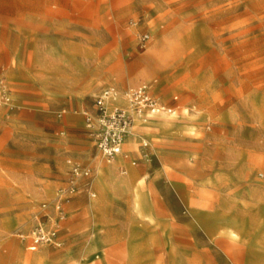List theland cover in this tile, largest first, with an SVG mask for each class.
I'll use <instances>...</instances> for the list:
<instances>
[{
  "label": "rangeland",
  "instance_id": "obj_1",
  "mask_svg": "<svg viewBox=\"0 0 264 264\" xmlns=\"http://www.w3.org/2000/svg\"><path fill=\"white\" fill-rule=\"evenodd\" d=\"M0 77V264H264V0H0ZM142 83L155 154L123 174L80 106ZM59 191L63 243L33 248Z\"/></svg>",
  "mask_w": 264,
  "mask_h": 264
},
{
  "label": "built area",
  "instance_id": "obj_2",
  "mask_svg": "<svg viewBox=\"0 0 264 264\" xmlns=\"http://www.w3.org/2000/svg\"><path fill=\"white\" fill-rule=\"evenodd\" d=\"M148 37L149 34L145 33L142 39L146 40ZM146 42L142 41V43ZM11 95L6 81L0 77V105L11 103ZM161 108L164 109L148 83L125 90L109 85L103 87L94 96L91 106L84 107L82 113L88 135L96 149L108 162L123 158L137 165L141 161L149 162L153 158L155 153L150 139L142 135L139 137L138 157H133L129 151L125 150L124 145L135 134L136 126L147 123L154 114L160 112ZM69 160L71 162V159ZM71 171L67 189L75 192L80 189L81 181L90 176L91 170L80 163L72 162ZM121 172L126 173L124 166ZM87 184L89 185V181ZM65 199L63 192L59 191L51 208L44 203V207L48 210L38 216L36 224L27 233L33 248L62 245L63 240L59 236V231L67 216Z\"/></svg>",
  "mask_w": 264,
  "mask_h": 264
},
{
  "label": "crops",
  "instance_id": "obj_3",
  "mask_svg": "<svg viewBox=\"0 0 264 264\" xmlns=\"http://www.w3.org/2000/svg\"><path fill=\"white\" fill-rule=\"evenodd\" d=\"M89 106H91V104L89 103V104H84V103H82L81 104V106H80V109H81V114H82V119H83V121H82V123H83V129L85 130V135L88 137V139L90 140V142L93 144V146H94V143H93V141L91 140V138H90V136L88 135V133H87V131H86V129H85V121H84V115H83V113H82V110H83V108L84 107H89ZM142 124H139V125H137L136 126V128H135V134L133 135V136H131L129 139H128V141L125 143V145H124V148H125V150H130L129 152L131 153V155L133 156V157H138L139 156V152H138V148L136 149L135 147L132 149V148H130V144L132 143V141H134L135 142V140H138V142H139V140H140V136L142 135V136H146V137H148L147 135H145V134H141L143 131L141 130V128L140 127H142L141 126ZM62 131H60V135L62 134L61 133ZM157 134H159L158 132H156ZM172 144H171V148H170V150L168 151V157L169 158H177V157H179V150H176V143H175V141H173V142H171ZM95 147V146H94ZM96 148V147H95ZM64 157L67 159V158H70L72 161H73V157L71 156V154H69L68 152L67 153H65V155H64ZM74 162H76L77 163V161H74ZM114 162H118V163H120V165H119V168H120V171H121V168L124 166L125 168H126V173H123V174H128L129 173V171H130V169L132 168V167H134V166H138L140 163H146L145 161H141L139 164H137V165H133V164H131L129 161H127V160H125V159H123V158H119L118 160H116V161H114ZM169 173H172V174H177L178 172H179V170H178V168L174 165V164H171L170 166H169ZM82 183H81V186H83L84 187V185L85 186H87L88 184H87V180L85 181V179L84 180H82L81 181Z\"/></svg>",
  "mask_w": 264,
  "mask_h": 264
},
{
  "label": "bare ground",
  "instance_id": "obj_4",
  "mask_svg": "<svg viewBox=\"0 0 264 264\" xmlns=\"http://www.w3.org/2000/svg\"><path fill=\"white\" fill-rule=\"evenodd\" d=\"M166 116V115H165ZM101 180V179H100ZM143 197V196H142ZM137 198H138V196H137ZM137 203V202H136ZM137 206H139L138 204H137ZM143 207V206H142Z\"/></svg>",
  "mask_w": 264,
  "mask_h": 264
}]
</instances>
